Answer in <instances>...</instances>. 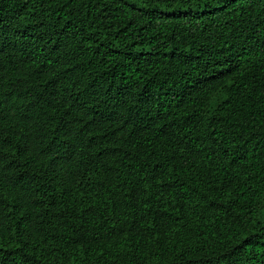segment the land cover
Segmentation results:
<instances>
[{
  "label": "trees",
  "instance_id": "obj_1",
  "mask_svg": "<svg viewBox=\"0 0 264 264\" xmlns=\"http://www.w3.org/2000/svg\"><path fill=\"white\" fill-rule=\"evenodd\" d=\"M0 264H264V0H0Z\"/></svg>",
  "mask_w": 264,
  "mask_h": 264
}]
</instances>
